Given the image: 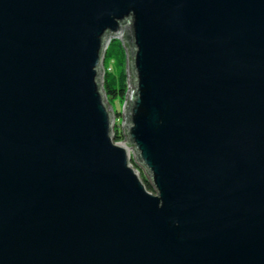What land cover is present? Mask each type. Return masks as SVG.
I'll list each match as a JSON object with an SVG mask.
<instances>
[{
    "label": "water",
    "instance_id": "1",
    "mask_svg": "<svg viewBox=\"0 0 264 264\" xmlns=\"http://www.w3.org/2000/svg\"><path fill=\"white\" fill-rule=\"evenodd\" d=\"M0 264H264V0H0Z\"/></svg>",
    "mask_w": 264,
    "mask_h": 264
},
{
    "label": "trees",
    "instance_id": "2",
    "mask_svg": "<svg viewBox=\"0 0 264 264\" xmlns=\"http://www.w3.org/2000/svg\"><path fill=\"white\" fill-rule=\"evenodd\" d=\"M117 56L120 64V73L115 75L113 70L107 66V64L114 60V56ZM104 85L107 92V97L111 103L112 99H122L125 102L126 94L128 92V72H127V54L123 44L117 40L113 39L109 44L105 53V73H104ZM116 139H124V135L120 133L116 134ZM149 188L152 189L150 184Z\"/></svg>",
    "mask_w": 264,
    "mask_h": 264
},
{
    "label": "rangeland",
    "instance_id": "3",
    "mask_svg": "<svg viewBox=\"0 0 264 264\" xmlns=\"http://www.w3.org/2000/svg\"><path fill=\"white\" fill-rule=\"evenodd\" d=\"M110 66L111 68H109V70H113V73L115 75H118L120 73V64H119V61H118V58L117 56L115 55L114 56V60L110 61L107 66ZM108 66V67H109ZM111 104L114 106V110L115 112L117 113L116 114V125H115V131H116V134L117 133H120L122 135V108H123V104H124V101L122 99H119V98H116V99H112L111 100ZM140 172H141V175H144V172L141 168L138 169Z\"/></svg>",
    "mask_w": 264,
    "mask_h": 264
}]
</instances>
